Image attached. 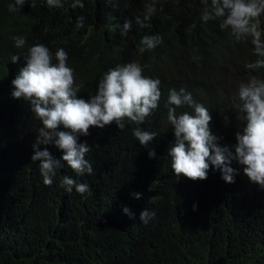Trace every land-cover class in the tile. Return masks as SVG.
I'll return each mask as SVG.
<instances>
[{"label":"trees","instance_id":"1","mask_svg":"<svg viewBox=\"0 0 264 264\" xmlns=\"http://www.w3.org/2000/svg\"><path fill=\"white\" fill-rule=\"evenodd\" d=\"M115 1L125 22L131 21L126 34L123 26L112 30L108 0H80L83 8L71 7L76 0H61L62 7L23 4L14 11L0 0V264H264V187L251 182L235 160L234 183L211 164L206 179L177 177L168 155L175 140L167 104L173 88L185 89L209 109L221 146L236 143L235 133L246 124L239 85L264 80V68L245 67L259 59L254 45L214 21L201 22V0ZM149 5L155 12L144 20ZM262 15L257 23L264 39ZM81 16L83 27L77 28ZM144 36L158 42L141 53ZM14 37L24 38V46L17 48ZM35 44L53 57L65 50L78 98L89 100L104 72L129 62L161 82L158 107L141 125L125 119L123 129L113 122L78 136L89 144L91 174L79 175L61 161L51 185L32 160L41 122L27 101L12 96L11 81L26 63L27 53L18 51ZM176 112L192 109L183 105ZM136 127L156 137L143 146L133 135ZM60 130L69 131L62 125ZM37 148L56 159L63 155L54 144ZM64 176L89 190L81 194L73 186L68 192ZM146 209L155 215L145 223L140 213Z\"/></svg>","mask_w":264,"mask_h":264},{"label":"clouds","instance_id":"2","mask_svg":"<svg viewBox=\"0 0 264 264\" xmlns=\"http://www.w3.org/2000/svg\"><path fill=\"white\" fill-rule=\"evenodd\" d=\"M61 0H8L10 11L23 4L41 3L49 7H62ZM16 3V4H15ZM204 10L201 22L214 21L221 29H230L231 35L237 40L248 38V43L254 45V55L259 59L246 64L249 69L264 68V39H261L259 24L264 13V0H201ZM83 8V3L76 0L71 7ZM15 5V6H14ZM115 0H108L106 16L114 20L112 30L123 26V34L131 29V21H126L123 11L119 10ZM155 12L154 5H149L144 20ZM83 19L78 18L77 28L83 27ZM136 23L143 25L139 16ZM125 22V23H124ZM258 22V23H257ZM124 24V25H123ZM15 46L21 48L25 44L22 37H14ZM80 44L83 42L78 40ZM158 38L144 36L141 40L142 53L156 46ZM19 53H27L22 67L11 81L13 98H23L30 105L31 112L40 120L41 126L36 130L38 135L33 148V161H39L40 173L45 185H51L56 170L61 161L77 174L93 172L92 164L86 159L90 151L87 141L78 142V136L89 135V128H103L113 122L117 127H125V119L141 125L153 110L158 107L161 98L160 80L146 77L143 69L136 62L118 65L104 72L97 84V89L89 100L78 98L79 89L74 87V70L68 66L67 53L63 48L52 52L42 44H35L27 51L20 49ZM20 56L14 55L12 62H17ZM55 59V63H53ZM130 61H136L130 58ZM239 100L242 102L240 111L244 113L246 124L235 133L236 143L232 146H221L220 137L210 128L212 116L208 108L196 102L191 93L181 88L169 90L167 104L168 121L174 130V143L169 146L168 155L171 158V168L177 177L183 175L191 180H203L211 166L219 169L222 179L234 183L237 169L231 167L233 160L243 166L244 174L253 183L264 187V80L257 78L241 82L238 89ZM188 105L192 112L178 114L176 108ZM69 131L60 130V126ZM133 135L141 145L147 146L155 137L154 132L136 127ZM39 144H54L62 150L63 155L56 159L47 148L39 150ZM234 148V151H233ZM155 150L149 151L154 157ZM61 184L68 192L75 186L78 193H85L89 186L77 183L74 179L64 176ZM137 199L140 193L133 194ZM125 213L129 209L125 207ZM150 215L148 209L140 213V219L147 222Z\"/></svg>","mask_w":264,"mask_h":264}]
</instances>
